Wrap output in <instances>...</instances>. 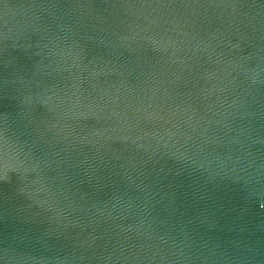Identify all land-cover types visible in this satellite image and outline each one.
I'll return each instance as SVG.
<instances>
[{"label":"water","instance_id":"1","mask_svg":"<svg viewBox=\"0 0 264 264\" xmlns=\"http://www.w3.org/2000/svg\"><path fill=\"white\" fill-rule=\"evenodd\" d=\"M0 264H264V0H0Z\"/></svg>","mask_w":264,"mask_h":264}]
</instances>
